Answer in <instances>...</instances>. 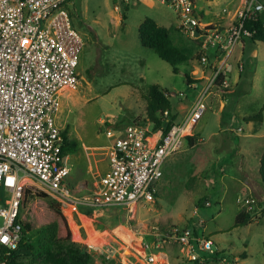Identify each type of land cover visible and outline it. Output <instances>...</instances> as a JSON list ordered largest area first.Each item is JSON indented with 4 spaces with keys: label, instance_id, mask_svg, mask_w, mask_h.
<instances>
[{
    "label": "rangeland",
    "instance_id": "obj_1",
    "mask_svg": "<svg viewBox=\"0 0 264 264\" xmlns=\"http://www.w3.org/2000/svg\"><path fill=\"white\" fill-rule=\"evenodd\" d=\"M223 5L229 7L226 2L211 6L207 0H196L195 13L201 22L216 23L223 15ZM64 8L83 46L77 67L79 84L73 93L62 94L56 121L68 144L70 170L65 181L70 187L78 188L84 180L89 183L97 180L107 167L112 142V137L105 134L107 129L116 131L132 122L146 123V98L151 84L166 91L179 122L203 90L209 73L200 63L202 54L198 47L187 32L177 28L178 16L168 3L67 0ZM206 10L211 12L206 13ZM147 17L166 27L174 44L187 56V60L177 66L176 73L152 49L141 45L138 26ZM244 42V52L235 47L229 56L233 64L240 61L243 64L238 83L234 85L232 72L230 86H227L230 90H213L206 98V109L192 130L195 143L184 144L166 160L153 202L138 203L130 208H90L92 213H87L86 217L60 205L71 240L91 253L88 264H198L186 251L182 252L177 243H163L152 235L153 226L163 229L170 225L197 226L213 240V250L231 254L238 264H264L262 183L251 182V195L259 201L263 212L251 214V221L246 225L233 226L240 205L238 199L248 194L242 182L258 179L259 162L254 150L264 151V137H247L251 129L243 120L264 105V43L253 42L249 37H245ZM186 77L195 80L194 86L186 82ZM219 100L225 101L221 109ZM262 115L263 121H253L252 125L254 132L264 134V109ZM41 192L32 183L26 185L20 208L22 220L32 228L27 240L33 243L43 240L42 231L38 230L52 220L49 204L54 199ZM86 208L79 210L85 213ZM142 237L150 247L145 248V253L140 246ZM107 246L112 249L110 257L104 253ZM195 251L205 258L199 260L200 264H220L217 256L198 248ZM150 252L162 258L158 256V260L150 263L147 259ZM240 253L245 257L239 256ZM41 257H37L35 263L29 262L27 256L19 260L21 264H42Z\"/></svg>",
    "mask_w": 264,
    "mask_h": 264
},
{
    "label": "built area",
    "instance_id": "obj_2",
    "mask_svg": "<svg viewBox=\"0 0 264 264\" xmlns=\"http://www.w3.org/2000/svg\"><path fill=\"white\" fill-rule=\"evenodd\" d=\"M66 1L0 0V264H9L22 238L21 200L30 183L72 212L81 207L130 208L153 202L163 165L192 134L206 109V98L229 85L235 66L230 53L242 37L252 35L245 21L261 19L264 27V0H239L234 9L224 7L226 25L201 22L191 0H159L173 8L178 28L197 42L208 81L182 119L173 121L167 130L163 125L154 128L148 120L132 122L122 130L107 129L105 134L112 137L108 170L77 195L65 181L70 167L56 122L61 92L79 84L77 67L83 46L80 34L71 27ZM235 67L242 70L243 65ZM167 115L164 110L161 118ZM238 201L241 210L261 214L263 208L253 195ZM151 229L156 240L177 243L192 260L205 259L196 248L211 255L217 252L213 240L200 230L194 233L192 228L175 225ZM143 248H150L149 244ZM104 253L110 257L112 249L107 246ZM157 258L153 252L147 256L150 263ZM217 258L220 264H237L236 257L222 254Z\"/></svg>",
    "mask_w": 264,
    "mask_h": 264
},
{
    "label": "trees",
    "instance_id": "obj_3",
    "mask_svg": "<svg viewBox=\"0 0 264 264\" xmlns=\"http://www.w3.org/2000/svg\"><path fill=\"white\" fill-rule=\"evenodd\" d=\"M191 1L195 3V0ZM123 19H125V10L121 14V20L123 21ZM244 27L252 32L249 38L253 42L264 43V27L261 24V19L246 20ZM138 36L141 45L152 49L160 59L172 66V70L175 73L178 71L177 66L187 60V56L173 43L168 29L158 25L152 18L147 17L139 24ZM186 82L188 84L192 83L189 77H186ZM222 88L224 91L227 90V87ZM146 101V115L148 120L153 122L154 128L163 125L164 129L167 130L172 122L176 120L177 114L171 108L169 96L166 91L161 89L157 84H151L148 88ZM263 109L264 105L256 114L247 119L244 118V120L246 122H261ZM164 110L168 111V115L162 119L161 115ZM62 136L64 138L62 153L65 154L68 144L63 131ZM185 140L191 146L195 142V137L194 135H189L186 136ZM258 176L260 182L264 185V151L259 159ZM41 194L45 195L43 192ZM24 199L25 195L23 192L21 206ZM49 205L52 210V220L49 224L44 225L41 230H38V232L42 231L41 233L43 234V240L41 241L37 240L33 243L31 240H27V234L32 228L30 223L22 220L19 214V219L23 226V235L18 248L10 257L9 264H21L19 260L21 256H27L28 261L32 263H35L37 257L42 256V264H88L91 253L83 245L71 240V233L65 217L62 215L60 204L54 200ZM86 213L91 215V211H87ZM251 214L249 211L240 210L234 217L233 226L246 225L251 221ZM191 228L194 233L198 231L197 226ZM217 254L218 252H215L213 256ZM239 256L244 258L245 254L240 253ZM194 261L200 264L198 259Z\"/></svg>",
    "mask_w": 264,
    "mask_h": 264
},
{
    "label": "crops",
    "instance_id": "obj_4",
    "mask_svg": "<svg viewBox=\"0 0 264 264\" xmlns=\"http://www.w3.org/2000/svg\"><path fill=\"white\" fill-rule=\"evenodd\" d=\"M220 2H223V4H224V2H226V3H228L229 4V7H227V8H229V9H234L235 7H237L238 5H239V0H207V4L208 5H211V6H214V5H218ZM195 3H196V0H195ZM224 7H226L225 5H223V8ZM222 8V9H223ZM209 12H211V11H209V10H206V13H209ZM219 20H217V22L216 23H219V24H222V25H226L227 23H228V17L227 16H225V14L223 13V15H220L219 16V18H218ZM208 22H210V21H208ZM177 28H178V26H177ZM179 29V28H178ZM189 36V35H188ZM244 39H245V37H242L241 38V40H240V42H238L236 45H235V47L236 48H239V50H241V52H244V48H245V42H244ZM173 41V40H172ZM193 41V40H192ZM194 42V45H195V47L197 48L198 46H197V42L196 41H193ZM257 42V41H256ZM173 43H174V41H173ZM259 43H261V42H259ZM235 47L233 48V50L235 49ZM233 50L231 51V53L233 52ZM194 51V50H193ZM199 51V50H198ZM241 62V61H240ZM240 62H237L236 64H238V63H240ZM142 63V62H141ZM236 64H234L235 66H236ZM243 65V64H242ZM234 66V68H233V70H232V72L235 74V77H234V80H233V83H234V85H236L237 83H238V78H240V76H241V71L243 70V68H242V70H239V69H237L236 67ZM257 68V67H256ZM256 68H255V71L254 72H256ZM207 72H208V70H206ZM232 72H231V74H232ZM209 73V72H208ZM231 74H230V76H231ZM230 76H229V78H230ZM191 81H192V83H195V80H193L192 78H191ZM191 83V84H192ZM228 86H230V85H228ZM74 90L75 89H69V88H65L62 92H61V96H62V94L64 93V92H67V94L70 92V93H73L74 92ZM228 90H230L228 87H227V91ZM231 96V95H230ZM226 98V97H225ZM238 99H239V97H238ZM219 102H220V109L222 108V107H224L225 106V101H221V100H219ZM58 114V113H57ZM56 117H57V115H56ZM248 117H250V116H248ZM247 117V118H248ZM247 118H245V119H247ZM181 120V119H180ZM179 120V121H180ZM243 120H244V118H243ZM176 121H177V118H176ZM262 121H263V117H262ZM261 121V122H262ZM57 122V121H56ZM58 124V123H57ZM247 125L249 124L250 126H249V129H251V132L250 133H247L246 134V136L247 137H254V138H261V137H264V134H262V133H259V132H254L255 131V128H254V126L252 125L253 124V121H249V122H247L246 123ZM195 127V126H194ZM240 129V130H239ZM63 131V130H62ZM238 131L239 132H241L242 131V129L239 127L238 128ZM253 131V132H252ZM194 135V133H192L191 134V136H193ZM263 135V136H262ZM199 140H201V139H199L198 138V141ZM195 143V142H194ZM184 144H188L187 143V141L185 140L184 141ZM256 153H255V155L257 156V160H258V162H259V159H260V156H261V154H262V152H263V150H261V151H256V150H254ZM66 154V153H65ZM66 156H67V154H66ZM108 167H109V165H108V158H107V167H106V169H105V171L103 172V174L108 170ZM102 174V175H103ZM96 181V180H95ZM94 181V182H95ZM260 181V179H259V176H258V179H257V181H255V180H253V179H248L247 181H245V182H242V186L244 187V188H246L247 189V193L248 194H246V196H249V195H251V193H252V191H253V187H252V185H251V182H254L255 184H257V185H260V183L261 182H259ZM84 183L81 185V186H79L78 188H76L75 186H73V188L76 190V191H80L79 190V188H81L82 190L81 191H84L85 189H87V188H90L91 186H92V184L94 183V182H92V183H89L87 180H84L83 181ZM160 182V181H159ZM253 184V183H252ZM85 186V187H84ZM158 186V185H157ZM84 187V188H83ZM156 193H157V189H156ZM156 193H155V197H156ZM245 197V196H244ZM239 198V197H238ZM237 198V199H238ZM155 199V198H154ZM236 199V200H237ZM154 201V200H153ZM206 204H209L208 202L206 203ZM62 207H64V206H62ZM87 209V211H91V213H92V210L90 209V208H86ZM241 210V207H240V205H239V207H238V210H237V213L239 212ZM86 211V212H87ZM70 212L71 213H76V215H78V216H84V217H86L87 215V213L85 212V213H82L79 209H78V211H76V212H72L71 210H70ZM236 213V214H237ZM192 227H195V226H192ZM197 230H201V229H199V228H197ZM209 237V236H208ZM146 242H144V240H143V237L141 238V240H140V246H141V249L143 250V253H145V248H143V245L145 244ZM147 244V243H146ZM217 250V252H218V254H217V256H220V255H228L229 257H233L231 254H226V253H222V250H219V249H216ZM219 250V251H218ZM152 253V252H151ZM156 255H158L157 253H155ZM148 255H149V253H148ZM160 258H162V256L161 255H158ZM158 260V259H157ZM238 264V263H237Z\"/></svg>",
    "mask_w": 264,
    "mask_h": 264
}]
</instances>
